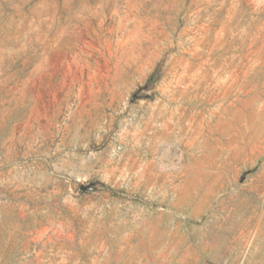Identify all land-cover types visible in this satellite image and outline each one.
<instances>
[{"label": "rangeland", "instance_id": "rangeland-1", "mask_svg": "<svg viewBox=\"0 0 264 264\" xmlns=\"http://www.w3.org/2000/svg\"><path fill=\"white\" fill-rule=\"evenodd\" d=\"M0 264H264V0H0Z\"/></svg>", "mask_w": 264, "mask_h": 264}, {"label": "water", "instance_id": "water-1", "mask_svg": "<svg viewBox=\"0 0 264 264\" xmlns=\"http://www.w3.org/2000/svg\"><path fill=\"white\" fill-rule=\"evenodd\" d=\"M81 189H83V187H81Z\"/></svg>", "mask_w": 264, "mask_h": 264}]
</instances>
